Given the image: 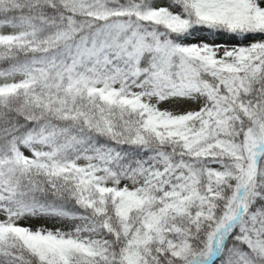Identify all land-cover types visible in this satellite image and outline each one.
Here are the masks:
<instances>
[{
  "label": "snow or ice",
  "instance_id": "obj_1",
  "mask_svg": "<svg viewBox=\"0 0 264 264\" xmlns=\"http://www.w3.org/2000/svg\"><path fill=\"white\" fill-rule=\"evenodd\" d=\"M0 264H264V0H0Z\"/></svg>",
  "mask_w": 264,
  "mask_h": 264
},
{
  "label": "rangeland",
  "instance_id": "obj_2",
  "mask_svg": "<svg viewBox=\"0 0 264 264\" xmlns=\"http://www.w3.org/2000/svg\"><path fill=\"white\" fill-rule=\"evenodd\" d=\"M32 223H33V226H40L42 224H45L49 228L60 227L59 224L53 225L52 223H48V222L40 221V220H34Z\"/></svg>",
  "mask_w": 264,
  "mask_h": 264
}]
</instances>
